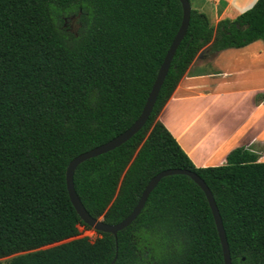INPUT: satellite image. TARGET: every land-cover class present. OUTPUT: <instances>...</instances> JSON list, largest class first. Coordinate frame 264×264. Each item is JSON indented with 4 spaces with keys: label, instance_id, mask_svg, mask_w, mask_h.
<instances>
[{
    "label": "trees",
    "instance_id": "trees-1",
    "mask_svg": "<svg viewBox=\"0 0 264 264\" xmlns=\"http://www.w3.org/2000/svg\"><path fill=\"white\" fill-rule=\"evenodd\" d=\"M152 112L120 147L80 164L75 192L109 225L133 211L152 177L197 174L225 230L231 264H264V163L237 148L197 168L159 115L204 51L264 45V0L212 27L192 7ZM182 21L179 0H0V264H224L206 197L188 177L163 178L114 237L72 206L66 169L139 117Z\"/></svg>",
    "mask_w": 264,
    "mask_h": 264
},
{
    "label": "crops",
    "instance_id": "crops-1",
    "mask_svg": "<svg viewBox=\"0 0 264 264\" xmlns=\"http://www.w3.org/2000/svg\"><path fill=\"white\" fill-rule=\"evenodd\" d=\"M257 1L192 0V7L216 27ZM158 119L197 168L223 166L237 148L257 154L264 163L263 43L195 60ZM199 140L204 150L197 152Z\"/></svg>",
    "mask_w": 264,
    "mask_h": 264
},
{
    "label": "water",
    "instance_id": "water-1",
    "mask_svg": "<svg viewBox=\"0 0 264 264\" xmlns=\"http://www.w3.org/2000/svg\"><path fill=\"white\" fill-rule=\"evenodd\" d=\"M182 8V21L180 28L173 39L166 56L159 68V71L157 73L156 79L154 81V84L151 88V91L148 95V98L144 104V107L137 118V120L122 134L115 137L114 139L110 140L109 142L100 145L96 148H93L85 153H82L75 157L71 162L68 164L66 169V189L67 193L70 199V202L72 206L74 207L76 213L78 214L81 221L90 229H93L95 232H101L106 234H111L112 236L116 237L117 233L127 228L140 214L142 211L150 193L154 190V188L158 185V183L167 176L172 175H183L188 178H190L204 193L207 203L209 205V208L211 210L213 220L215 223V227L218 233V237L221 244L222 249V255H223V262L224 264H231V258L229 253V247L228 242L225 234V230L223 227V223L221 220V216L219 214L218 208L216 206V203L214 201L213 195L210 192L209 188L206 186L204 181L194 172H191L189 170L185 169H168L165 171H162L152 177L146 187L144 188L141 197L136 204L133 211L127 216L123 221H121L118 224L109 225L104 223L102 219H95L92 218L85 208L83 207L81 201L79 200L73 184V175L76 170V168L82 164L83 162L98 157L102 154H105L107 152H110L124 143H126L129 139H131L137 132H139L145 123L147 122L152 109L154 107V104L156 102L157 96L159 94L160 88L162 86V83L166 77V74L168 72V69L170 67L171 61L175 55V52L180 45L181 41L183 40L190 20V12H191V6L189 3V0H179ZM204 51H202L197 59H201L203 57ZM115 259L113 260L112 264L114 263Z\"/></svg>",
    "mask_w": 264,
    "mask_h": 264
},
{
    "label": "rangeland",
    "instance_id": "rangeland-1",
    "mask_svg": "<svg viewBox=\"0 0 264 264\" xmlns=\"http://www.w3.org/2000/svg\"><path fill=\"white\" fill-rule=\"evenodd\" d=\"M195 150L197 152L204 150V143L201 140L196 141ZM78 232H79L78 238H84L85 237V238H88L91 241H93L99 237V235L93 229H87V228H84L82 226H80L78 228ZM8 259L9 258L1 259L0 262H5Z\"/></svg>",
    "mask_w": 264,
    "mask_h": 264
}]
</instances>
